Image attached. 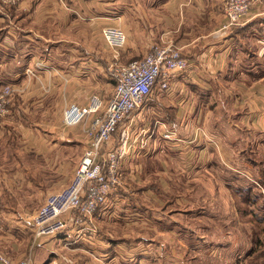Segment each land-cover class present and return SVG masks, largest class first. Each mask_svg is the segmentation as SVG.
<instances>
[{
    "label": "crops",
    "instance_id": "0c3cea01",
    "mask_svg": "<svg viewBox=\"0 0 264 264\" xmlns=\"http://www.w3.org/2000/svg\"><path fill=\"white\" fill-rule=\"evenodd\" d=\"M207 1L208 11L206 14L201 11L204 15L195 12L196 8L190 9V3L198 0H153L150 3L148 0H68V7L58 0L17 2L0 0V57L10 52L12 61L10 70L0 62V80L4 75L9 74L12 82L9 81L11 83L6 85L21 84L22 86L16 87L19 90L18 95L21 94L22 97L14 96L12 116L0 120V139L16 133L20 136L19 141L27 147L33 148L37 142L38 148L45 144L43 147L45 149L46 146L49 152L51 150L55 152L60 148L59 144L62 141L55 137L56 133L37 136L38 140H36L34 127L28 122L27 124L22 122L23 119L20 118L22 113L29 112V109L25 108V102L31 103L33 110L42 104L44 106L45 102L52 103L55 108L58 104L62 107L69 101L86 103L92 93L91 83L93 81L94 84L98 83L102 75L99 74L102 64L98 57L101 48L96 49L91 44L93 40H102L101 29L107 25L121 26L127 33V43L121 54L123 60L129 61L144 56L153 42L171 40L182 46V52L191 61L187 71L177 73L170 79V88L164 91L163 96L154 98V109L161 111L156 125H152L153 122H149L150 120L143 123L146 130H148L146 126L152 125V129L156 128L155 132L162 134L164 121L169 126H174V130L180 133V136L166 139L160 135L159 140L155 136L157 142L138 148L139 159L137 160L132 154L134 155L132 160L136 159V161L125 165L127 173L125 187L111 194L107 202L96 211L91 221L88 220L85 224L69 222V227L64 233L55 238L53 236L40 240H35L30 227H24L23 223H19V227L28 230L22 235L28 236L29 239L26 241L19 238L16 240L19 242L6 244L4 249L13 258L23 257L29 249L30 251L35 249L34 264H131V259L138 262L146 256V253L135 252L137 255L133 258L125 256L128 244L126 241H137L136 247L139 248L136 250H148L151 244L154 248V244L151 241L147 244V241L157 240L158 243L161 237L166 239L170 236L167 232L164 234V229L161 230L156 225L162 224L163 214H166L163 207L159 208L152 202L160 199L161 194L137 188L143 184V180L144 183L146 182V175L143 173L146 169L145 159L159 158L162 170L157 175V180L163 191L169 186L170 181L180 180L174 171L176 173L180 171L184 178L191 180L195 185V175L198 174L195 173L199 171L206 175V162L215 163L212 161L213 158H210V148L206 140L202 136L195 141H191V138L195 130L201 127V123L206 130V122L210 115L201 104L205 100L207 81L213 78L219 79L223 69L227 71L225 77L229 76L233 59L232 51L238 35L237 32L217 30L224 18V1L212 0L213 6L210 4L211 0L208 3ZM258 21L264 24V10L261 11L260 7L254 9L252 17L246 24L251 25ZM52 22L55 24V30ZM70 22L77 23L75 26L79 27V37L91 40L87 47H81L82 49L79 50L78 47H60L57 43L52 45L53 36L62 35L61 27L65 29ZM238 27L242 28L240 31L244 30L242 25ZM262 48L261 53L257 49L258 56L263 54ZM56 50L61 56L58 59L61 60L56 59L54 54ZM40 63L47 67H41ZM27 68L33 69L34 74L27 75ZM240 71L243 72L241 69ZM262 73L257 74L255 68L248 72H237L238 75L250 78V81L245 80L249 88L246 94L250 95L249 106L254 113L246 114L244 120L248 127H259L260 124L264 129V74ZM165 119H168V122ZM82 127L81 125L70 129L68 137L77 140L83 150L85 139ZM42 131L46 130L41 129ZM54 155L55 164L66 163V160H61L59 153L55 152ZM3 173L0 177L2 208L4 206L1 201L4 196H1L6 193ZM57 187L59 186H55ZM141 188H145V185L143 184ZM193 188L196 189L194 186ZM5 189H9V186ZM40 191L45 197L46 194L51 193L52 188ZM91 226H95L97 230H90ZM134 231L137 232L138 238L133 237ZM3 234L10 235L6 231H3ZM143 243L144 246H141Z\"/></svg>",
    "mask_w": 264,
    "mask_h": 264
},
{
    "label": "rangeland",
    "instance_id": "374dc122",
    "mask_svg": "<svg viewBox=\"0 0 264 264\" xmlns=\"http://www.w3.org/2000/svg\"><path fill=\"white\" fill-rule=\"evenodd\" d=\"M151 1L153 0H148L149 3ZM204 1L198 0V2L190 3V9L196 8L198 11L194 10L195 12L203 11L206 14L208 6H206V0ZM221 1H224V21L226 0ZM60 2L68 7V0ZM261 2L262 11L264 10V0ZM210 4L212 5V0ZM252 12L241 24L227 31L237 32L238 35L232 51L233 59L232 64H230L229 76L225 77L227 71L223 69L219 79L213 78L207 81L205 100L201 104L210 116L206 122V130L201 123L200 126L204 131L199 134L198 138L202 136L206 140L210 148V158H213L212 161L215 163L206 162V175L199 171L195 173H198L197 175L194 174L196 177L195 185L191 180L184 178L180 171L179 173L174 171L180 180L170 181L169 186H166L165 191H163L157 180V175L162 170L160 169L159 158L156 160L153 158L145 159L144 166L146 169L143 173L146 175V182L144 183V180L142 182L145 188H141L143 185L141 184V186H137V189L152 190L161 194L160 199L152 202L159 208L163 207L162 209L166 214H163L162 224L156 225L161 230L164 229V234L169 233L171 237L167 236L166 239L161 237L163 243L161 241L157 243V240L147 241V244L151 242L154 244V248L151 244L148 250H136L139 248L136 247L137 241H126L128 244L125 250L127 253H124L125 256L133 258L140 252L146 253L147 256L141 255L143 258L138 262L131 259V264H264V129L260 124L259 127H248L244 120L246 114L253 112L249 106L250 95L246 94L249 88H247L248 83L245 80L250 81V78L237 74V72H248L252 68L256 69L257 74L264 71V50H262L263 54L257 55V49L261 53V48L264 47V32H262L264 31V24L262 21L254 22L251 25L250 23L246 24L252 17ZM52 25L55 30L53 22ZM75 25L77 23L71 24L70 22L65 29L61 27L60 34L62 35L53 36L52 45L57 43L60 47H78L79 50L82 49L81 47H87L91 40L88 41L86 38L79 37L80 30ZM241 25L244 27L242 31H240L242 28L238 27ZM101 38L103 41L93 40L91 44L96 49L101 48L98 57L102 64L101 70H99V74L102 75L98 83L94 84L93 81L91 86L93 88L92 93L97 92L104 97H109L115 86L109 67L116 62V58L103 37ZM59 40L61 42H58ZM173 42L177 43L176 41ZM54 54L57 60H61L58 59L61 56L57 50ZM95 57L94 55L93 58L95 59ZM129 61L123 60L121 57L118 60L122 63ZM0 62H3V65H6L7 69L10 70L12 65L10 52L3 54L0 57ZM0 81L1 92L6 83L12 82V78L7 74ZM19 86L21 84L13 85L14 95L9 110L0 117V120L12 116L11 109L15 105L14 96L19 93L17 88L22 87ZM169 88L170 86L165 90L154 89L153 95L144 107H141L134 114L137 122H133L131 130H128L127 127L132 115L123 120L114 133L113 139L121 142L124 132L128 130L132 137L131 142L137 143L138 139L146 140L148 138V142L150 141L148 145L150 146L155 141L157 142L155 136L159 140L160 135L164 137L165 130H174V126H169L164 121L162 134L155 132L156 128H151L152 125H156L158 116L161 115V111L154 109L153 100L154 98H161L164 91ZM18 96L22 97L21 94ZM70 102L73 101L68 103ZM20 104L22 105L23 102ZM30 104L25 102V108L29 109V112L22 113L20 117L21 120L23 119L22 122L25 124L28 122L34 127L36 140H38L37 136L56 133L55 137L57 136L62 143L59 144L60 148L55 152L59 153L61 160H66V163L63 165L55 164L53 160L54 150L49 152L46 146L44 149L45 144L38 148L37 142L33 148L27 147L19 141L20 136L16 133H11L10 136L8 134L0 139V177L4 172L3 186L7 193V195L4 193L1 196H4L1 201L4 210L0 206L2 209L0 211V241H2V243L0 242V249L10 257L12 256L4 249L6 244L14 241L19 242L16 241L19 238L26 241L29 239L28 236L22 235L26 234L28 230L22 226L19 227V223H23L24 227L29 228V221L49 195L46 194L44 197L40 190L52 188L51 192H54L69 183L83 155L81 144L68 137L71 132L70 129L74 127H65L63 124L62 113L67 104L62 107L58 104L55 108L52 103L45 102L44 106L42 104L34 110ZM160 118L162 119V117ZM147 120L153 122L151 126H146V128L152 129L151 131L146 130L143 126ZM165 120L168 122V119ZM41 129L46 131L41 132ZM152 131L153 133H151ZM176 134L180 136V133ZM83 137L86 139L84 134ZM134 138L135 141H133ZM185 138L187 139V137ZM123 157L122 159L126 161L127 165L136 161V159L132 160L133 156L124 155ZM139 157L140 155L135 158L138 160ZM123 171V175L127 177L125 166ZM143 173L140 175L143 176ZM7 186L10 190L5 189ZM55 186L59 187L55 188ZM191 190L194 191L190 192ZM24 195L26 196L24 197ZM3 231L10 235L3 234ZM136 231L133 233L134 238L139 237L136 235ZM26 241L25 244H27ZM140 243L142 242L140 241ZM141 246H144V243ZM34 250L30 251L29 249L23 257L12 258L20 260L32 256L33 260Z\"/></svg>",
    "mask_w": 264,
    "mask_h": 264
},
{
    "label": "built area",
    "instance_id": "2783aa9c",
    "mask_svg": "<svg viewBox=\"0 0 264 264\" xmlns=\"http://www.w3.org/2000/svg\"><path fill=\"white\" fill-rule=\"evenodd\" d=\"M261 1L226 0L225 19L217 30L226 32L241 24L250 16L253 8L260 7ZM101 34L116 58V62L109 67L115 86L109 97L93 92L86 103L73 101L64 108L62 120L65 127L83 126L86 138L83 155L69 183L51 192L29 221L35 240L60 234L69 227V222L85 224L91 221L109 196L125 187L127 177L123 175V167L126 161L123 156H138V148L149 143L148 138L138 139L137 143L130 141L132 137L128 130H131L133 122H137L134 114L144 107L154 89H167L170 79L177 73L187 71L191 65L182 47L171 40L153 42L144 56L127 63L118 62L127 43L126 31L118 25H107L102 28ZM40 66L47 67L43 63ZM34 72L31 68L27 69V74ZM13 95L14 89L10 84L1 90L0 117L9 110ZM130 115L128 130L124 132L122 141L117 142L113 135ZM203 131L198 127L191 141L197 140ZM163 135L166 139L177 138L174 130L167 129ZM90 230L97 229L91 226ZM31 257L15 260L0 249V264H33Z\"/></svg>",
    "mask_w": 264,
    "mask_h": 264
}]
</instances>
